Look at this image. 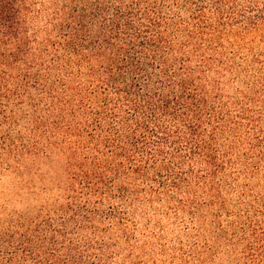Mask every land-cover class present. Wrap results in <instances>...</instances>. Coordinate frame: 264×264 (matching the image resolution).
<instances>
[{"label": "trees", "instance_id": "1", "mask_svg": "<svg viewBox=\"0 0 264 264\" xmlns=\"http://www.w3.org/2000/svg\"><path fill=\"white\" fill-rule=\"evenodd\" d=\"M229 1L235 0H50L36 28L26 26L28 16L38 15L32 0H0V93L14 91L25 123L50 133L49 142L60 137L74 154L82 152L78 166L88 200H116L105 210L83 208L82 226L46 221L22 233L0 226V264H113L107 240L74 231L116 228L126 239V208L153 203L154 196L182 206L193 202L162 193L204 183H192L194 175L205 174V188L224 201L221 156L235 145L228 103L218 102L223 76L238 68L226 56L224 29L264 26V0H242L250 14L236 22L223 19L224 7L227 13L237 8ZM4 123L0 153L9 140ZM256 169L247 182L253 193L246 206L248 264H264L261 159ZM255 222L263 225L258 234Z\"/></svg>", "mask_w": 264, "mask_h": 264}, {"label": "rangeland", "instance_id": "2", "mask_svg": "<svg viewBox=\"0 0 264 264\" xmlns=\"http://www.w3.org/2000/svg\"><path fill=\"white\" fill-rule=\"evenodd\" d=\"M32 2L33 12L38 15L28 16L26 26L40 28L50 0H43V5L42 0ZM229 4L237 8L227 13L229 8L224 7L225 21L236 22L250 14L249 5L242 0ZM224 33L226 56H233L238 64L237 69L232 66L223 76L224 89L218 102L228 103L231 122L227 131L229 143L235 145L228 157L221 156L226 172L218 178L224 201L218 202L208 186L205 188L209 179L203 173L201 177H190L192 183L204 182L201 185L188 190L168 187L162 193L164 198H189L193 202L182 206L159 202L152 195L153 203L126 208L130 213L125 226L128 239L116 228L95 234L87 228L74 231L75 236L107 240L112 255L110 263L248 264L244 253L246 206L253 196L247 184L248 174L256 173L260 159L264 164V148H258L264 136V26L249 30L226 25ZM13 92L0 93V120L5 122L4 130L9 137L0 153V226L20 233L46 221L68 220L70 226L75 222L82 226L83 208L91 211L98 206L104 210L115 206V198L106 197L99 204L95 198L88 200L83 170L78 166L84 159L82 152L77 150L80 155L74 154L75 149L60 137H52L49 142L50 133H39L40 128L33 130L25 123ZM94 222L101 223L103 228L111 227L101 217H95ZM262 226L255 222V234Z\"/></svg>", "mask_w": 264, "mask_h": 264}]
</instances>
